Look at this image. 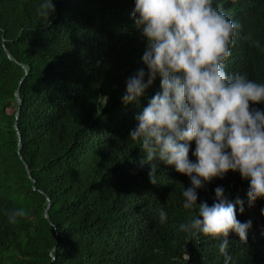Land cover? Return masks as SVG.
<instances>
[{
    "label": "trees",
    "instance_id": "trees-1",
    "mask_svg": "<svg viewBox=\"0 0 264 264\" xmlns=\"http://www.w3.org/2000/svg\"><path fill=\"white\" fill-rule=\"evenodd\" d=\"M40 3L0 0V264H225L221 241L179 230L198 210L183 208L190 178L158 161L151 183L129 138L160 91L157 76L138 103L122 101L127 79L146 70L134 0H54L48 26ZM214 6L241 25L226 71L264 83V0ZM216 187L243 200L237 218L252 222L246 242L230 233L229 264H264V198L249 207V181L230 170L197 189V203L211 205Z\"/></svg>",
    "mask_w": 264,
    "mask_h": 264
},
{
    "label": "clouds",
    "instance_id": "clouds-1",
    "mask_svg": "<svg viewBox=\"0 0 264 264\" xmlns=\"http://www.w3.org/2000/svg\"><path fill=\"white\" fill-rule=\"evenodd\" d=\"M37 12L48 26L56 12L54 0H42ZM132 16L146 41L141 58L146 70L127 79L122 101L138 103L157 76L160 91L136 115L129 138L144 154L141 166H151V183H157L158 161L190 178L191 187L182 192L183 208L198 205V210L179 230L191 241L201 236L221 241L219 252L229 264L230 233L246 242L252 223L237 218V205L243 213L244 201L233 203L223 187H216L211 205L197 203V189L231 170L249 181V207L264 198V110L252 107L264 103V83L226 71L241 25L214 0H134ZM192 141L195 162L189 158ZM24 215L23 208L14 210L9 222ZM158 216L161 224L167 222L163 209Z\"/></svg>",
    "mask_w": 264,
    "mask_h": 264
},
{
    "label": "water",
    "instance_id": "water-1",
    "mask_svg": "<svg viewBox=\"0 0 264 264\" xmlns=\"http://www.w3.org/2000/svg\"><path fill=\"white\" fill-rule=\"evenodd\" d=\"M7 49V48H6ZM8 50V49H7ZM27 73V71H26ZM24 77L22 78L21 82L23 81ZM17 98H18V101L20 102V104L22 103V98L20 96V86L18 87V90H17ZM19 111H20V107L18 108V114H19ZM16 128L18 129L19 131V127H18V124H17V121H16ZM19 133V138L20 140L22 139V136H21V133L20 131L18 132ZM48 214V213H47Z\"/></svg>",
    "mask_w": 264,
    "mask_h": 264
}]
</instances>
